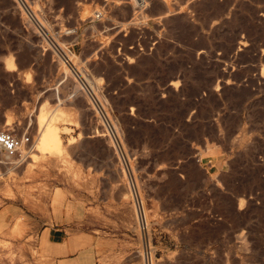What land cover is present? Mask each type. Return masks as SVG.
Instances as JSON below:
<instances>
[{"label":"crops","instance_id":"0c3cea01","mask_svg":"<svg viewBox=\"0 0 264 264\" xmlns=\"http://www.w3.org/2000/svg\"><path fill=\"white\" fill-rule=\"evenodd\" d=\"M80 1L69 0L68 6L51 0L48 7L70 27L58 34L62 47L85 60L96 90L101 79L99 91L140 182L156 236L167 237L163 247L172 250L180 230L190 228L202 238L204 257L226 260L220 246L227 237L237 245L241 224H173V218L209 212L212 199H218L213 210L226 211V198L264 196L258 186L244 191L245 182L264 186V39L256 41L255 33L238 30L230 47H192L184 66L187 75L177 71L164 80L162 60L174 54L172 48L159 49L158 33L152 32L153 38L144 43L138 32L118 45L113 37L126 31L84 21ZM242 1L264 5V0H217L226 6L219 21L231 15L227 6ZM259 18L264 22V16ZM118 22L120 26L128 20ZM215 32L194 30L192 36L213 37ZM0 44L2 61L10 58L13 63L5 66L9 80L0 91V127L10 117L9 129L22 135L21 151L30 157L12 179L27 189L39 184L49 189L42 201L18 191L17 201L11 199L9 211L28 216L26 263L142 264L126 176L109 136L93 132L98 120L88 96L57 55L44 48L36 30L26 31L19 23L0 29ZM120 49L132 57L123 65L115 59ZM200 58L208 62L203 72L209 78L200 82L204 87L188 93L184 86L193 81L190 72ZM103 61L106 72L98 68ZM56 112L61 149L51 152L36 144ZM31 213L39 216L31 219Z\"/></svg>","mask_w":264,"mask_h":264},{"label":"rangeland","instance_id":"374dc122","mask_svg":"<svg viewBox=\"0 0 264 264\" xmlns=\"http://www.w3.org/2000/svg\"><path fill=\"white\" fill-rule=\"evenodd\" d=\"M26 1L62 46L58 34L60 31L69 29L70 27L65 26L64 20L60 23L59 18L54 16V13L49 9L48 4L51 0ZM59 1L69 6V0ZM78 4L83 6L80 17L82 16L84 21L92 19L93 26L110 29V31L117 30L118 28L126 31L125 36L122 33H116L113 37L117 40L118 45L130 42L138 32L144 35L141 38V41L144 43L153 38L151 36L152 32L158 33L159 49L166 51L172 48L174 54L162 60L161 70L164 80L170 78L177 71L180 75H187L188 72L184 66L186 61L191 60L190 51L192 47H202L208 44L230 47L236 42L235 33L238 30L255 33L254 39L256 41L264 39V22L257 20L260 19L259 17L264 16V5L262 4L251 5L242 1L230 9V6H227V11L231 15L223 20L221 19V21H219L218 17L226 6L222 3L219 4L217 0H144L143 4H139L138 0H81ZM165 9L168 10L167 14H163ZM95 10H102L103 15L94 21L93 14ZM157 14L158 16H155ZM118 19L121 21L128 20V22L118 26L117 24L121 23L118 22ZM17 23H19L20 28L26 31L36 30L33 24L28 21L27 14L19 0H0V29L10 28ZM209 28L216 30L213 37H206L202 34L195 37L192 36L194 30ZM108 39H112V37L105 38V40ZM131 52L134 53V50L131 49ZM2 54L0 44V91L3 83L5 84L9 80V73L6 68L13 66L10 58L5 59L6 63L2 61ZM69 56L82 73H88L89 81L91 82L90 70L85 60L81 61L80 56L73 52ZM131 58V55L124 53L122 49L117 52L115 57L119 65H123L124 62L127 63V60ZM59 60L61 61L60 58ZM148 62L149 59L147 60ZM207 63L204 58H200L195 62L197 68L190 72L193 81L184 86V89L188 93L195 92L204 87L200 82L209 78L203 72V67ZM61 64L69 72L68 67L63 61H61ZM98 68L100 71L106 72L107 62H100ZM115 75L114 65H111V78L114 79ZM100 80L98 79L97 81L100 86L99 90L101 91ZM99 90H96V94L104 107L109 111L108 104ZM6 122L8 124L2 127L9 129L10 117L6 118ZM50 150L53 152L52 149ZM30 156L34 159L37 158L34 151L30 153ZM28 158L18 165L7 161L0 163V264H27V246L25 245L24 235L28 224L26 220L28 216L27 214L9 211L14 205L11 199L15 202L17 201L16 196L18 191L19 194H24L23 197L29 192V194H34L36 198L41 197L40 201H42L41 195L49 190L39 183V186L27 189L22 187V182L12 179V176L16 175L19 167ZM136 181L146 210L145 198L137 177ZM256 186L262 188L264 191L262 183L256 181L245 182L244 191L248 192ZM126 196L130 201L129 189ZM217 201L218 199H212V208L209 212L200 214L190 212L174 214L173 224H241L242 238H238L237 245L235 246L234 242L230 243V239L227 237L225 246H220L221 249L226 250V260L220 261L215 257L209 260L206 258L207 255L204 257L203 252L205 250L202 238L194 236L190 228L180 230V235L176 237L178 243L177 245L175 244V248L172 250L164 249L163 244L169 239L164 237L163 234L158 236L157 233L158 237L156 236L148 210H146L149 223V244L154 264H264V196L226 198L224 202L225 206L222 207L226 211L213 210V205ZM215 209L217 208L215 207ZM29 215L31 219L39 216L32 213ZM157 238L161 241L160 245L156 241ZM141 251L140 237L139 253ZM235 251L238 253L237 257H235Z\"/></svg>","mask_w":264,"mask_h":264},{"label":"built area","instance_id":"2783aa9c","mask_svg":"<svg viewBox=\"0 0 264 264\" xmlns=\"http://www.w3.org/2000/svg\"><path fill=\"white\" fill-rule=\"evenodd\" d=\"M144 0H138L139 4H143ZM24 8L28 21H30L35 27L37 34L41 39L45 41V49L52 50L63 61L69 69V72L74 77L78 88L84 92L89 100L90 104L95 112L98 120V126L94 128L95 134H106L111 139L115 153L119 159L121 167L126 175V180L129 189L130 201L133 206L136 226L138 228L141 237L140 252L142 264H154L151 247L149 244V223L146 215L144 201L138 184L136 181V175L134 174L133 167L130 163L128 154L125 150L120 134L115 127L113 119L109 114V111L104 107L99 97L96 94V87L89 81L88 73L81 72L74 64L72 59L68 56L71 53L70 49H64L55 39L45 24L37 17V15L31 10L30 6L24 1L19 0ZM103 15L102 10H95L93 14L94 19H99ZM56 33V32H54ZM22 135H18L12 132L10 129L0 127V163L9 162L14 165H18L26 158V153L21 151L23 143Z\"/></svg>","mask_w":264,"mask_h":264},{"label":"bare ground","instance_id":"6f19581e","mask_svg":"<svg viewBox=\"0 0 264 264\" xmlns=\"http://www.w3.org/2000/svg\"><path fill=\"white\" fill-rule=\"evenodd\" d=\"M26 3L27 1L24 0ZM28 4V3H27ZM29 5V4H28ZM30 6V5H29ZM31 8V6H30ZM31 10L34 12V10L31 8ZM35 13V12H34ZM36 14V13H35ZM38 17V16H37ZM69 56V55H68ZM70 57V56H69ZM46 110V108H45ZM44 110V111H45ZM48 111V110H46ZM43 112V110L41 111V113ZM41 115V114H40ZM43 115V114H42ZM53 115V114H52ZM59 116V112H56L55 116L47 123L46 128L44 129V132L42 133L41 137L39 138L38 143L36 144L38 147H40L41 149L48 147L49 149H52L53 152H59L61 149V141H60V136L58 134V129L57 127L54 125V121L58 118ZM64 116V115H63ZM51 117V116H50ZM62 117V116H61ZM40 118V117H39ZM38 118V119H39ZM43 117L41 116V119ZM60 118V117H59ZM43 121V119H42ZM48 121V120H46ZM42 126V124H41ZM43 127H45L43 125ZM44 150V149H43ZM51 151V150H50ZM52 152V151H51Z\"/></svg>","mask_w":264,"mask_h":264}]
</instances>
